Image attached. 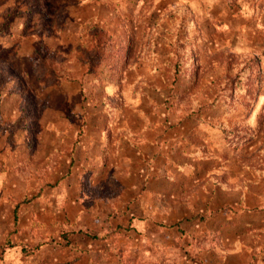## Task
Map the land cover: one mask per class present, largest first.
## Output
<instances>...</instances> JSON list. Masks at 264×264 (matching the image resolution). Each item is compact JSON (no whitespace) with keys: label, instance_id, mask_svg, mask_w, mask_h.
<instances>
[{"label":"rangeland","instance_id":"1","mask_svg":"<svg viewBox=\"0 0 264 264\" xmlns=\"http://www.w3.org/2000/svg\"><path fill=\"white\" fill-rule=\"evenodd\" d=\"M0 264H264V0H0Z\"/></svg>","mask_w":264,"mask_h":264},{"label":"trees","instance_id":"2","mask_svg":"<svg viewBox=\"0 0 264 264\" xmlns=\"http://www.w3.org/2000/svg\"><path fill=\"white\" fill-rule=\"evenodd\" d=\"M55 76H56L57 79H60V80H61V77H62V76H59V75H57V74H56ZM235 83H236L235 87H237V86L240 87V84L242 83V80L239 79V80L235 81Z\"/></svg>","mask_w":264,"mask_h":264}]
</instances>
